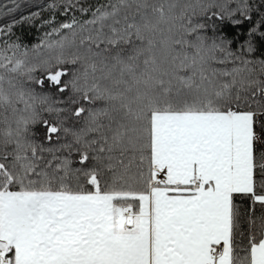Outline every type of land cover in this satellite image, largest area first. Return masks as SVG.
<instances>
[{
	"label": "snow or ice",
	"instance_id": "obj_1",
	"mask_svg": "<svg viewBox=\"0 0 264 264\" xmlns=\"http://www.w3.org/2000/svg\"><path fill=\"white\" fill-rule=\"evenodd\" d=\"M48 8L0 24V264H264V0Z\"/></svg>",
	"mask_w": 264,
	"mask_h": 264
},
{
	"label": "trees",
	"instance_id": "obj_2",
	"mask_svg": "<svg viewBox=\"0 0 264 264\" xmlns=\"http://www.w3.org/2000/svg\"><path fill=\"white\" fill-rule=\"evenodd\" d=\"M51 2L52 0H0V24L10 22L13 18L21 19L38 12L39 16L32 22L25 21L14 28L15 36L19 37L22 43L28 46L35 45L41 41L43 34L50 30V26L44 21L49 20L53 14L56 16L57 23L68 19L62 14V8L55 12L50 11L48 5ZM85 2H94V0H85ZM8 9H13V11L9 13ZM76 14L80 16L79 13ZM247 27L245 25L241 31H245ZM235 31V29L227 30L229 36L233 35ZM256 43L258 51L255 55L264 56V41L257 40Z\"/></svg>",
	"mask_w": 264,
	"mask_h": 264
}]
</instances>
